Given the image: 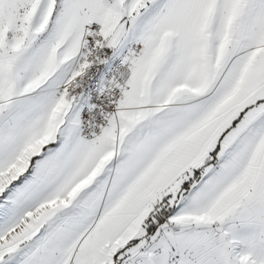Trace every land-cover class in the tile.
<instances>
[{"label": "snow or ice", "instance_id": "snow-or-ice-1", "mask_svg": "<svg viewBox=\"0 0 264 264\" xmlns=\"http://www.w3.org/2000/svg\"><path fill=\"white\" fill-rule=\"evenodd\" d=\"M0 264H264V0H0Z\"/></svg>", "mask_w": 264, "mask_h": 264}]
</instances>
